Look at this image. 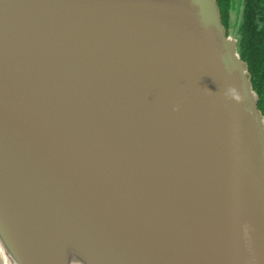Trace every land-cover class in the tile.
Wrapping results in <instances>:
<instances>
[{
	"label": "water",
	"instance_id": "obj_1",
	"mask_svg": "<svg viewBox=\"0 0 264 264\" xmlns=\"http://www.w3.org/2000/svg\"><path fill=\"white\" fill-rule=\"evenodd\" d=\"M0 264H264V114L217 0H0Z\"/></svg>",
	"mask_w": 264,
	"mask_h": 264
},
{
	"label": "trees",
	"instance_id": "obj_2",
	"mask_svg": "<svg viewBox=\"0 0 264 264\" xmlns=\"http://www.w3.org/2000/svg\"><path fill=\"white\" fill-rule=\"evenodd\" d=\"M220 7L222 20L228 32L234 20L230 12V0H217ZM255 0H245L246 11L238 27L239 51L248 64L251 80L255 89L264 98V25L258 19L264 14L254 8ZM260 107H264L260 104Z\"/></svg>",
	"mask_w": 264,
	"mask_h": 264
},
{
	"label": "flooded vegetation",
	"instance_id": "obj_3",
	"mask_svg": "<svg viewBox=\"0 0 264 264\" xmlns=\"http://www.w3.org/2000/svg\"><path fill=\"white\" fill-rule=\"evenodd\" d=\"M254 8L257 12L264 14V0H255ZM244 11H246L245 0H230V12H231V15H233V17H234V20L231 22V24H232L231 27H233V33L232 34H234V36H236L238 39H239L238 27H239V24L243 18ZM236 16L240 17L239 21H237ZM258 21H259L260 25H264V19L263 18H259ZM231 27H230V32H231ZM258 95H259V108L262 110V112L264 114V109L260 107V104L264 107V98L262 99L260 93H258Z\"/></svg>",
	"mask_w": 264,
	"mask_h": 264
},
{
	"label": "rangeland",
	"instance_id": "obj_4",
	"mask_svg": "<svg viewBox=\"0 0 264 264\" xmlns=\"http://www.w3.org/2000/svg\"><path fill=\"white\" fill-rule=\"evenodd\" d=\"M236 18H237V21H239L240 17L236 16ZM230 33H233V27H231V32Z\"/></svg>",
	"mask_w": 264,
	"mask_h": 264
},
{
	"label": "clouds",
	"instance_id": "obj_5",
	"mask_svg": "<svg viewBox=\"0 0 264 264\" xmlns=\"http://www.w3.org/2000/svg\"><path fill=\"white\" fill-rule=\"evenodd\" d=\"M173 111H179V106L175 107Z\"/></svg>",
	"mask_w": 264,
	"mask_h": 264
}]
</instances>
